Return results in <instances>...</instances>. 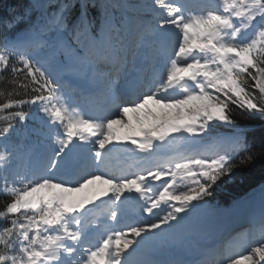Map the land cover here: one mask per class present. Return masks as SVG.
<instances>
[{
	"label": "snow or ice",
	"instance_id": "obj_1",
	"mask_svg": "<svg viewBox=\"0 0 264 264\" xmlns=\"http://www.w3.org/2000/svg\"><path fill=\"white\" fill-rule=\"evenodd\" d=\"M0 26V264L264 262L194 226L264 162L235 115L264 121V0H32Z\"/></svg>",
	"mask_w": 264,
	"mask_h": 264
},
{
	"label": "trees",
	"instance_id": "obj_2",
	"mask_svg": "<svg viewBox=\"0 0 264 264\" xmlns=\"http://www.w3.org/2000/svg\"><path fill=\"white\" fill-rule=\"evenodd\" d=\"M131 2H137L141 0H130ZM28 0H0V18L9 16L11 14H22L26 8ZM119 14V12L117 13ZM26 25L24 23L20 24L18 28L22 30ZM4 29L0 26V32ZM236 117L239 119L242 125L248 124L245 123V120H253L254 125H257L255 130L256 138L255 141L259 142L261 139H264V121L259 119L249 118L247 115H241L239 112L235 113ZM32 124V121H29V125ZM261 125V126H260ZM260 126V127H259ZM223 131V130H221ZM19 137H13L10 142H8L9 150H16V147H19L22 142ZM4 142H0V146ZM264 182V162L257 161L255 164L245 167L238 175L232 180L225 181L226 190L222 191L223 194H228L232 196H237L246 189H250L253 186ZM221 191V190H220ZM229 191V192H228ZM220 192H215L214 198L210 200L209 203L220 205V202H226L230 198L228 196L222 195ZM224 205V204H223Z\"/></svg>",
	"mask_w": 264,
	"mask_h": 264
},
{
	"label": "rangeland",
	"instance_id": "obj_3",
	"mask_svg": "<svg viewBox=\"0 0 264 264\" xmlns=\"http://www.w3.org/2000/svg\"><path fill=\"white\" fill-rule=\"evenodd\" d=\"M237 212V213H236ZM231 214L238 215V208L233 207L221 216L215 217V218H204L202 217L194 226L198 227H205L208 231V233H217L220 230L224 229V227L228 224L229 222V216ZM201 242L203 243L204 238L203 237H198ZM246 249V248H245ZM248 249V248H247ZM247 250H244L246 253ZM264 264V262H262Z\"/></svg>",
	"mask_w": 264,
	"mask_h": 264
},
{
	"label": "bare ground",
	"instance_id": "obj_4",
	"mask_svg": "<svg viewBox=\"0 0 264 264\" xmlns=\"http://www.w3.org/2000/svg\"><path fill=\"white\" fill-rule=\"evenodd\" d=\"M129 163L130 164H132L134 161H135V158H131V155L129 154ZM212 239V238H211ZM210 242H211V240H210Z\"/></svg>",
	"mask_w": 264,
	"mask_h": 264
}]
</instances>
